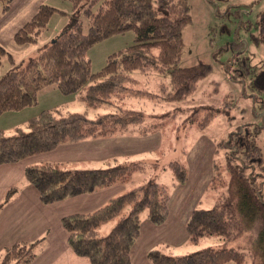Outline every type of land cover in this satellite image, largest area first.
Instances as JSON below:
<instances>
[{
    "label": "trees",
    "instance_id": "1",
    "mask_svg": "<svg viewBox=\"0 0 264 264\" xmlns=\"http://www.w3.org/2000/svg\"><path fill=\"white\" fill-rule=\"evenodd\" d=\"M65 1L73 5L71 23L50 42L43 43L42 35L52 15L65 12L46 3H40L12 36L23 54L0 42V68L4 58L10 66L0 78V115L35 105L39 91L48 86L64 94H78L86 110L52 108L11 134L0 131V165L19 162L65 143L148 135L162 131L170 121L179 120L178 128L192 124L206 128L219 114L214 107H168L193 95L211 70L204 62L180 65L182 32L191 22L190 0ZM83 7L86 27L77 18ZM256 25L252 40L264 47V11L258 15ZM128 30L135 33L134 43L111 54L104 67L93 72L88 50L100 40ZM239 54L232 60V79H248L252 91L264 94V58L257 67L251 57ZM262 127L247 123L217 142L216 153L224 156L223 168L214 162L210 188L217 189L219 196L212 208L194 209L188 222L193 246L208 237H217L223 245L186 254H175L169 245L157 246L149 253L152 264H264V156L257 144ZM169 164L173 173L169 186L154 178L153 171L160 169V162L145 159L76 169L60 163H38L26 167L24 178L35 186L45 204L115 184H132L93 211L62 217L68 243L76 254L89 257L92 264H130L142 215L156 224L164 222L172 187L187 179L184 163L174 160ZM147 171L150 175L145 181L133 182L135 172ZM15 192L11 189L6 200ZM108 224L112 225L109 232L103 233ZM254 234L253 246L250 238ZM234 241L247 242H243L242 249L227 245ZM35 248L33 243H17L0 254L1 264H29L36 256Z\"/></svg>",
    "mask_w": 264,
    "mask_h": 264
},
{
    "label": "rangeland",
    "instance_id": "2",
    "mask_svg": "<svg viewBox=\"0 0 264 264\" xmlns=\"http://www.w3.org/2000/svg\"><path fill=\"white\" fill-rule=\"evenodd\" d=\"M90 1L85 0L86 4ZM39 3H46L65 12L62 14L57 12L52 15L48 29L42 35L43 43L50 42L71 23L74 12L73 5L69 1L0 0V42L9 50L23 54L22 47L13 43L12 36L21 25L31 18ZM190 4L191 22L184 27L182 32L184 45L180 65L190 66L204 62L211 66V70L206 78L199 82L198 89L193 95L180 102H171L168 107H171L169 109L214 107L218 109L219 114L206 128H200L197 124L178 128L179 120L177 119L178 121H170L161 131L163 143L160 150L164 152L163 154L159 153L162 157L159 161L161 167L159 170L153 171L154 178L165 185H171L173 173L169 163L174 160L187 163L188 178L185 182L172 187V196L168 201V212L171 210L169 219L166 218L161 224H156L149 219L155 226L153 227L154 231L145 233L142 231V224L147 221L141 220V234L139 233L131 248L130 264H152L149 253L157 246L179 247L178 250L185 252L196 249L188 242L185 245L182 243L189 241L190 238L188 222L196 209L191 208L192 203L199 195H203L198 206L206 209L212 208L211 197L218 198L219 196L220 192L217 189L210 188L208 190L214 175V162L216 161L223 168L224 156L221 153H216L218 141L247 123L262 125L261 132L257 137V144L264 156V94L252 91L246 82L248 79L243 82L231 77V72H234L232 60L240 52L251 57L252 63L257 67L263 61L264 47L255 44L252 36L257 32L256 23L258 15L264 11V0H190ZM6 6H9L8 10ZM30 8L33 12L27 15ZM96 8L97 6H94V9ZM83 9L84 7L79 11L77 18L81 19L86 27L88 20ZM134 40V31L128 30L97 42L87 52L92 71L97 72L102 69L111 54L133 44ZM22 58L20 57V59ZM9 69V63L4 58L0 68V78ZM80 99L76 93L64 94L55 86L45 87L39 91L35 105L1 114L0 131L4 134H11L17 127H23L30 119L38 117L42 111L52 108L63 107L69 111L83 112L86 107ZM41 155L43 153L30 157L32 160L34 157L45 159V157H39ZM156 156L154 154L145 156V160L155 161ZM67 168L76 169L74 166ZM149 175L148 171L146 173L135 172L133 182L141 183ZM225 176L228 178L229 174L226 173ZM131 186L132 184L129 188ZM189 209L191 210L189 211ZM187 211H189L187 217L183 218ZM60 222L61 225L53 224L54 237H60L61 226L67 232L68 237L69 234L62 219ZM106 226L103 233L109 232L112 225ZM151 235H153L152 239ZM255 238V234L250 238L253 246ZM243 242L239 244L238 241H234L227 245L242 249L245 248ZM154 243H158V245L147 248ZM218 245H223L222 240L217 237H208L196 250ZM76 255L86 258L89 264H92L89 257ZM225 264H235V262L228 261Z\"/></svg>",
    "mask_w": 264,
    "mask_h": 264
},
{
    "label": "crops",
    "instance_id": "3",
    "mask_svg": "<svg viewBox=\"0 0 264 264\" xmlns=\"http://www.w3.org/2000/svg\"><path fill=\"white\" fill-rule=\"evenodd\" d=\"M32 12L30 8L27 15ZM162 143L163 134L161 131H154L142 136L118 135L100 137L61 144L39 156L41 158L45 157L43 160L36 159V157L32 160V156L19 162L1 164L0 254L17 243H33L36 245V256L29 264H89L86 258L77 256L69 246L67 232L63 230L62 226L60 237H54L53 224L59 223L61 225L60 219L64 215L87 213L97 209L107 203L113 196L129 189L131 184H115L94 193L82 194L51 204H45L42 202L40 193L35 186L25 182L26 167L38 163L52 162L76 168H101L117 161L145 159V156L151 154L157 155L155 161H160L162 157L159 153L161 152ZM185 165L188 178L187 163ZM210 184L208 190L210 189ZM11 189L16 192L10 199L6 200L7 194ZM172 190L170 197L172 196ZM202 198L203 195H199L196 201L192 203L191 208H203L198 206ZM212 203L213 205L215 203L214 196L211 197ZM189 211L183 218L187 217ZM170 215L171 210L168 212V219ZM141 220L147 221L142 224L144 233L154 231L153 227L155 226L149 221V217L146 214L142 215ZM187 242L196 249L201 245L193 246L190 241H185L182 244L185 245ZM158 243L151 244L147 248L157 246ZM172 248L175 254H186L196 250L185 252L178 250L177 248L179 247Z\"/></svg>",
    "mask_w": 264,
    "mask_h": 264
}]
</instances>
